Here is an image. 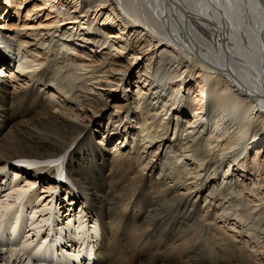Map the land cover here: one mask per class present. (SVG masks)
I'll return each instance as SVG.
<instances>
[{"label": "bare ground", "instance_id": "bare-ground-1", "mask_svg": "<svg viewBox=\"0 0 264 264\" xmlns=\"http://www.w3.org/2000/svg\"><path fill=\"white\" fill-rule=\"evenodd\" d=\"M0 13V264H264V0Z\"/></svg>", "mask_w": 264, "mask_h": 264}, {"label": "rangeland", "instance_id": "rangeland-1", "mask_svg": "<svg viewBox=\"0 0 264 264\" xmlns=\"http://www.w3.org/2000/svg\"><path fill=\"white\" fill-rule=\"evenodd\" d=\"M8 8V7H7ZM9 9H11V8H9ZM14 11H12L11 12V14L9 15V16H12V17H16V16H14V13H13ZM24 15H26L25 13H24V11H23V16ZM0 16H1V13H0ZM3 17L5 18V20L4 19H0V25H4L5 24V21H6V19H8V16H6V14H4L3 13ZM11 17V18H12ZM12 20V22H14L15 24H16V22H17V20L15 19V18H13V19H11ZM24 20V19H23ZM7 23V22H6ZM8 24H12L11 22L10 23H8ZM4 33H9L8 31H6V30H4ZM21 84L22 85H25L26 83H25V81H22L21 82ZM135 90H136V88H135ZM109 96V97H108ZM108 96H105L106 97V99H108L109 100V98H111L110 97V95H108ZM109 103L112 105V106H121L122 104H124L125 103V101H122L121 100V98H120V92L118 93V94H116L115 95V97H113L112 99H110V101H109ZM190 119V118H189ZM250 184H249V186H250V188H252L253 186H252V182H249ZM42 187H43V184L42 185H40L39 186V190L41 191L42 190ZM63 195H64V193H63ZM81 203V202H80ZM79 206V205H78ZM76 208H77V206H76ZM74 209V211L75 212H79V207L77 208V209ZM154 253H155V255H157L158 257H160L161 256V252H156V251H154Z\"/></svg>", "mask_w": 264, "mask_h": 264}]
</instances>
